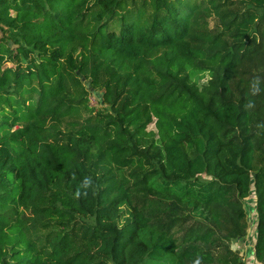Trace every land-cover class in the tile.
Instances as JSON below:
<instances>
[{
    "label": "trees",
    "instance_id": "16d2710c",
    "mask_svg": "<svg viewBox=\"0 0 264 264\" xmlns=\"http://www.w3.org/2000/svg\"><path fill=\"white\" fill-rule=\"evenodd\" d=\"M250 195L264 264V0H0V264H244Z\"/></svg>",
    "mask_w": 264,
    "mask_h": 264
},
{
    "label": "rangeland",
    "instance_id": "374dc122",
    "mask_svg": "<svg viewBox=\"0 0 264 264\" xmlns=\"http://www.w3.org/2000/svg\"><path fill=\"white\" fill-rule=\"evenodd\" d=\"M8 65H10V64H8ZM207 80H208V77H205L203 80L200 81L199 84L200 85L206 84ZM89 92H91V93L88 94V105L95 111V110L98 109V101H97V99L100 97L101 90L93 91L91 89V91H89ZM149 131H154L155 132V128H154L153 124H151V125H149L147 127V132H149ZM253 200H254L253 195H250V197L245 201V207L247 209V216L250 219L253 216V215L251 216V213H252V208L251 207H252ZM26 214H28V212H26ZM190 223L191 222L189 221L188 224H190ZM250 228L248 230V234H246L247 237L251 236V234H250L251 229ZM246 236H245V238L244 237L242 238V241H239V244L235 245L236 241H232L230 245H231V249L233 251H237V253H238L239 257L241 258V260H242V256H243L245 261H249L251 259V257H248L247 254H249L251 250H250V247L248 246V242H244L247 239Z\"/></svg>",
    "mask_w": 264,
    "mask_h": 264
},
{
    "label": "clouds",
    "instance_id": "9594fccd",
    "mask_svg": "<svg viewBox=\"0 0 264 264\" xmlns=\"http://www.w3.org/2000/svg\"><path fill=\"white\" fill-rule=\"evenodd\" d=\"M261 91V83L259 78H255L250 82L249 85V95L250 97H254L257 94H259ZM245 107L247 109H251L254 107V100L251 98L248 99L246 102ZM98 192L99 188L98 185L95 184L93 179L91 177H85L79 184L78 190L75 193L76 198L86 197L89 193V191ZM194 264H200L199 258L194 261Z\"/></svg>",
    "mask_w": 264,
    "mask_h": 264
},
{
    "label": "built area",
    "instance_id": "2783aa9c",
    "mask_svg": "<svg viewBox=\"0 0 264 264\" xmlns=\"http://www.w3.org/2000/svg\"><path fill=\"white\" fill-rule=\"evenodd\" d=\"M254 197V196H253ZM252 213H251V219L248 218L247 216V209L245 207V211H246V217H247V221H248V230L249 228L251 229V236L250 237H247L246 236V241L244 242H248V246L250 247V253L247 254L248 257H251V259L249 261H245L244 257L242 256V261L244 262V264H257L256 261H255V258H254V242H255V235H256V211H255V202L253 200V203H252ZM248 230H247V233L248 234ZM245 238V237H244ZM239 241H242V239L240 240H237L236 241V244H239ZM238 248V247H237ZM243 255V254H242Z\"/></svg>",
    "mask_w": 264,
    "mask_h": 264
}]
</instances>
